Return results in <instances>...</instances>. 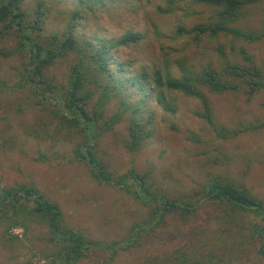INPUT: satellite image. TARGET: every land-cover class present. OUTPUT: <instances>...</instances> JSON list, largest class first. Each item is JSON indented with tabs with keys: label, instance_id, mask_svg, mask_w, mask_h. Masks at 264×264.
I'll use <instances>...</instances> for the list:
<instances>
[{
	"label": "rangeland",
	"instance_id": "374dc122",
	"mask_svg": "<svg viewBox=\"0 0 264 264\" xmlns=\"http://www.w3.org/2000/svg\"><path fill=\"white\" fill-rule=\"evenodd\" d=\"M38 0H30L35 6ZM51 12L46 20L45 35L63 32L77 9L74 0H47ZM164 0H112L95 11H83L75 17L74 33L78 36L119 38L127 32L143 34L140 43L117 49L120 60H129L137 70L166 69L171 64L177 76V61L200 68L209 63L218 67L219 47L229 62H243L245 49L264 69V43H248L221 36L196 45L188 38L171 39L178 24L192 27L210 22L215 9L204 5L182 4L175 12L164 14ZM240 26L248 30L262 28L264 1L248 7ZM163 34V35H161ZM0 45L1 41H0ZM12 45V43H11ZM72 58V57H71ZM72 60L60 62L51 70L58 82H66ZM223 63V61H222ZM15 58L0 59V190L18 183H35L63 211L66 226L82 230L98 240H121L135 223L141 222L148 208L124 192L95 182L79 163L63 158L75 141L56 134L54 139L30 136L38 123H46V113L30 107L26 91L15 88ZM211 101L217 126L237 129L264 119V90L252 99L244 93L214 94ZM177 111L166 113L149 100L145 116L154 114L155 135L139 152L129 153L125 146L129 115L101 140L100 154L119 173L135 167L144 170L152 165L157 184L172 199L192 192L199 183L222 175L249 189L264 201V130L240 134L233 139H219L214 129L194 112L201 110L199 100L173 93ZM118 102L108 105V115L117 110ZM40 153L49 160H35ZM59 155V156H58ZM217 216L211 205L203 202L196 216L183 222L174 216L157 236L141 246L121 251L114 261L109 254L91 252L78 264H264L261 243L251 239L253 216H238L228 223ZM23 226L6 235L0 225V264H63L54 258V245L48 241V227L35 218L20 219Z\"/></svg>",
	"mask_w": 264,
	"mask_h": 264
},
{
	"label": "trees",
	"instance_id": "16d2710c",
	"mask_svg": "<svg viewBox=\"0 0 264 264\" xmlns=\"http://www.w3.org/2000/svg\"><path fill=\"white\" fill-rule=\"evenodd\" d=\"M29 1L0 0V59H17L15 88L26 91L31 99L30 107L49 117L46 123H38L28 134L38 139H54L56 134L72 138L75 143L67 147L69 152H63L64 159L82 165L99 185L118 189L142 202L148 212L123 239L98 240L85 231L66 226L60 206L35 183H18L0 190V225H7L5 234L13 235L12 228L23 226L20 219L35 218L48 227L47 239L54 245V258L63 264H78L91 252L107 253L109 261H114L121 251L141 246L157 236L166 226L168 217L188 222L204 202L228 223L235 222L238 216L252 215L251 239L261 243L264 254V201L249 189L219 174L199 183L192 192L172 199L157 184L152 165L144 170L131 167L119 173L100 154L102 138L126 115H129V125L124 146L129 153L139 152L155 135V112L145 116L147 102L154 100L166 113L174 114L177 107L171 102L173 93L199 100L201 110L194 114L206 121L219 139H233L243 133L264 130V119L237 129L217 126L206 94L244 93L250 100L264 90V69L254 56L242 49L243 62L231 63L219 47L221 65L218 67L209 63L198 68L180 60L176 63L180 76L171 64L164 70L145 66L134 70L133 63L120 60L116 52L121 47L140 43L143 34L127 32L119 38L89 39L73 31L76 16H82L86 10L95 11L112 0H74L77 9L71 15L68 28L49 35L43 33L51 12L47 0H38L35 6ZM262 1L164 0L166 8L161 11L170 14L182 4L204 5L216 11L210 22L192 27L178 24L170 35L173 40L188 38L200 45L224 36L248 43H264V22L258 30L240 26L245 10ZM67 59L72 60L68 79L65 83L58 82L50 72ZM5 86L0 79V90ZM113 100H117L118 107L108 115V105ZM49 159L43 153L35 158L38 162Z\"/></svg>",
	"mask_w": 264,
	"mask_h": 264
}]
</instances>
